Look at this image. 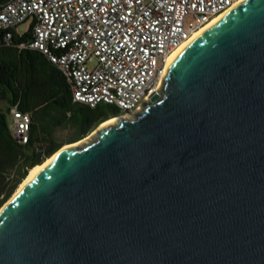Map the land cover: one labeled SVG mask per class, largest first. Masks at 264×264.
<instances>
[{
    "label": "water",
    "instance_id": "1",
    "mask_svg": "<svg viewBox=\"0 0 264 264\" xmlns=\"http://www.w3.org/2000/svg\"><path fill=\"white\" fill-rule=\"evenodd\" d=\"M114 116L0 208V264H264V0Z\"/></svg>",
    "mask_w": 264,
    "mask_h": 264
},
{
    "label": "built area",
    "instance_id": "2",
    "mask_svg": "<svg viewBox=\"0 0 264 264\" xmlns=\"http://www.w3.org/2000/svg\"><path fill=\"white\" fill-rule=\"evenodd\" d=\"M238 0H0V41L12 43L27 23L20 48L37 49L67 78L73 100L91 107L142 109L158 91L169 57ZM18 33V32H17ZM21 145L33 116L10 109Z\"/></svg>",
    "mask_w": 264,
    "mask_h": 264
},
{
    "label": "trees",
    "instance_id": "3",
    "mask_svg": "<svg viewBox=\"0 0 264 264\" xmlns=\"http://www.w3.org/2000/svg\"><path fill=\"white\" fill-rule=\"evenodd\" d=\"M30 36L16 32L12 43L0 41V207L34 166L64 144L95 131L106 119L124 113L112 104H107L113 113L108 115L100 104L75 102L67 78L44 53L18 46ZM14 105L33 116L31 139L24 145L14 139L10 128L8 114ZM57 128L74 131L59 139Z\"/></svg>",
    "mask_w": 264,
    "mask_h": 264
},
{
    "label": "bare ground",
    "instance_id": "4",
    "mask_svg": "<svg viewBox=\"0 0 264 264\" xmlns=\"http://www.w3.org/2000/svg\"><path fill=\"white\" fill-rule=\"evenodd\" d=\"M245 0H238L236 3H234L232 6L227 8L225 11L217 14L213 19H211L208 23H206L199 31H197L191 38H189L186 42H184L178 49L175 50V52L169 57L167 67L169 63L173 60V58L185 47L187 46L192 40L197 38L199 35L207 31L209 28H211L213 25H215L217 22H219L223 17L228 15L230 12H232L236 7H238L240 4H242ZM117 116H113L107 121L103 122L100 126H107L111 125L116 122ZM90 140V139H83L81 142H71L66 145H63L60 149H58L50 158H48L44 163L38 164L34 166L29 174L26 176V178L21 183L19 189L24 187L26 184H28L34 177H36L40 172H42L45 168H47L52 162H54L59 156L64 154L67 150L70 148L76 147L81 145L84 141ZM18 189V190H19ZM17 190V191H18Z\"/></svg>",
    "mask_w": 264,
    "mask_h": 264
},
{
    "label": "rangeland",
    "instance_id": "5",
    "mask_svg": "<svg viewBox=\"0 0 264 264\" xmlns=\"http://www.w3.org/2000/svg\"><path fill=\"white\" fill-rule=\"evenodd\" d=\"M27 29H28V25H27V23H23V24H21V25H19V26L17 27V32H18L19 34H23V33H25V32L27 31ZM2 107H3L4 109H6V107H5L4 104H2ZM99 109H100V110H103V111H104L106 114H108V115H113V113H112L110 107H109L106 103H101ZM112 117H113V116H112ZM8 118H9L10 122L12 123V122H13V115H12L11 113L8 114ZM73 131H74V128H68V129L57 128V129H56V136H57L59 139H63V138H66V137L70 136V134H72ZM95 136H96V133H95V131H93V132H91L90 134L86 135L84 138L80 139L79 142H81L83 139H90V140H92ZM76 142H77V141H76ZM66 144H68V143H66ZM66 144H64V145H66ZM23 180H24V179H23ZM22 182H23V181H22ZM22 182H21V183H22ZM21 183H20V185H21ZM20 185L16 188V190L13 192V194L7 199V201H8V200H9V199L15 194V192L19 189ZM7 201H6V202H7ZM6 202H5V203H6ZM5 203H4V204H5ZM4 204H3V205H4ZM3 205H2V206H3ZM2 206H1V207H2ZM1 207H0V208H1Z\"/></svg>",
    "mask_w": 264,
    "mask_h": 264
}]
</instances>
